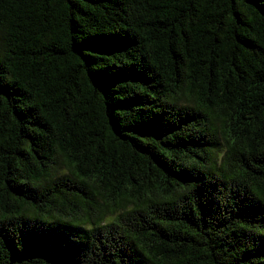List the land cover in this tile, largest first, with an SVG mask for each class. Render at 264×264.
Segmentation results:
<instances>
[{"label":"trees","instance_id":"trees-1","mask_svg":"<svg viewBox=\"0 0 264 264\" xmlns=\"http://www.w3.org/2000/svg\"><path fill=\"white\" fill-rule=\"evenodd\" d=\"M0 264H264V0H0Z\"/></svg>","mask_w":264,"mask_h":264}]
</instances>
